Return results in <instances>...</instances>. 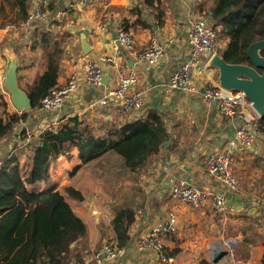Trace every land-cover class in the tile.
Returning a JSON list of instances; mask_svg holds the SVG:
<instances>
[{
  "label": "crops",
  "instance_id": "obj_1",
  "mask_svg": "<svg viewBox=\"0 0 264 264\" xmlns=\"http://www.w3.org/2000/svg\"><path fill=\"white\" fill-rule=\"evenodd\" d=\"M38 3L39 0H27L29 16ZM152 3L47 0L44 9L48 18H34L27 24L29 18L26 19L17 0H0V83H4L7 67L4 52L9 49L20 56V86L29 91L36 84L46 69L49 53L43 42L44 33L51 39V46L56 44L60 50L58 84L74 72L81 77L79 88L61 108L29 110L31 116L13 134L0 139V167L4 163L18 164L28 171L41 133L64 123L68 117L78 115L90 123L98 136H105L113 127L144 118L156 110L165 119L168 138L162 150L152 155L141 170L128 169L123 158L113 151L84 163L74 147L52 161L49 178L27 185L30 190H63L72 186L82 193L80 200L67 196L87 226V235L73 246L77 254L74 264H159L156 250L141 247L140 240L170 213H176L177 224L175 231L164 236V246L173 256V264H228L224 257L217 262L211 259L209 247L213 248L222 236L238 237L236 258L240 264H263L264 134L258 132L252 145L233 148L240 190L226 193L209 172L206 159L228 146L244 120L239 114L222 116L214 101L203 99L207 85L220 86L219 69L211 66L203 55L199 65L206 64L207 69L199 70L195 77V91L186 93L170 85L172 75L191 59L190 21L206 17L213 23L210 1L152 0ZM100 23L105 24L106 30L94 33L93 28ZM121 27L133 33L137 50L146 47L151 36H156L164 49L159 61L150 64L132 57L117 41ZM83 32L92 47L88 53L82 45ZM106 56H114L137 72L138 80L131 90L143 94L144 106L140 111L126 115L115 99L107 105L96 102L107 94L115 79L114 69L103 60ZM89 60H95L105 74L101 85L86 84L82 78ZM4 99L6 112L22 115L12 105L9 94ZM22 125L30 137L16 136ZM177 179L210 193L224 194L225 211L217 212L209 206L196 208L173 198L171 186ZM119 208L135 211L127 245L121 248L118 257L97 262L93 255L104 244L117 245L113 219ZM253 208L255 212H251Z\"/></svg>",
  "mask_w": 264,
  "mask_h": 264
},
{
  "label": "trees",
  "instance_id": "obj_2",
  "mask_svg": "<svg viewBox=\"0 0 264 264\" xmlns=\"http://www.w3.org/2000/svg\"><path fill=\"white\" fill-rule=\"evenodd\" d=\"M17 1L28 19L27 0ZM209 1L213 25L226 42L222 56L229 63H249V45L264 39V0ZM147 2L153 4L152 0ZM43 42L49 51L46 69L36 84L26 91L32 109L40 107L42 98L58 85L60 50L56 44L51 46L46 33ZM5 104L0 92V139L13 134L30 115L29 110L22 115L8 113ZM50 127L41 133L35 144L28 171L18 164L4 163L0 167V264H74L77 254H74L73 246L87 235V226L67 196L80 200L82 193L72 186L63 190H30L27 186L49 178L53 160L70 153L74 147L78 148L84 163L113 151L123 158L128 169L136 172L162 150L168 138L165 119L156 110H151L144 118L113 127L105 136H98L90 123L78 115L68 117L56 128ZM258 130L264 134V117L258 120ZM20 136H28L26 128ZM134 220L132 208L116 211L113 226L119 248L127 245L129 228Z\"/></svg>",
  "mask_w": 264,
  "mask_h": 264
},
{
  "label": "built area",
  "instance_id": "obj_3",
  "mask_svg": "<svg viewBox=\"0 0 264 264\" xmlns=\"http://www.w3.org/2000/svg\"><path fill=\"white\" fill-rule=\"evenodd\" d=\"M87 0H84L86 4ZM47 0H39L37 7L32 15L29 16L27 24L34 18H48V13L44 9ZM106 30L103 23L93 28L94 33ZM117 41L120 45L126 47L132 57L146 61L150 64H156L162 57L164 49L156 36H151L146 47L137 50L133 33L126 28L118 29ZM189 41L191 44V59L186 61L171 77L170 85L180 91L190 93L196 90L195 77L199 70L204 72L207 65L200 66V57L206 55L209 59L215 54L221 53L220 33L213 23L206 17H196L190 21ZM115 71L113 84L108 88L107 94L96 102L101 105H107L111 99H115L126 115L140 111L144 106V97L141 91L131 90L138 80L137 72L133 68H127L114 56L103 57ZM104 72L95 60H89L84 68L83 80L89 85H101L104 79ZM80 76L77 73H71L67 80L53 87L50 92L42 98L40 107L45 111L57 110L72 97L73 93L79 88ZM0 92L7 94L3 83H0ZM203 99L207 102L217 100L219 113L224 117H231L239 114L244 120V125L237 131L228 146L217 152H213L207 159L206 164L209 172L220 181L224 191L238 192L240 190V181L235 173V157L233 148L239 145L249 146L257 140L258 120L260 115L255 111L252 102L242 91H234L222 88L221 86L207 85L202 93ZM255 113V114H253ZM58 125H52L56 128ZM50 127V128H51ZM30 137V135H28ZM171 195L184 203H188L196 208L211 207L214 211L223 212L227 207V201L224 194L210 193L207 190L200 189L192 183L177 179L171 186ZM177 215L170 213L169 217L163 222L155 225L150 234L140 240L141 247L155 249L159 264H173V256L168 254L164 246V236L172 233L176 229ZM236 236H222L221 240L212 248L211 259L219 251L227 254L223 259L228 264H240L236 258ZM122 249L114 243H106L103 248L94 253V259L100 262L105 259L118 257Z\"/></svg>",
  "mask_w": 264,
  "mask_h": 264
},
{
  "label": "water",
  "instance_id": "obj_4",
  "mask_svg": "<svg viewBox=\"0 0 264 264\" xmlns=\"http://www.w3.org/2000/svg\"><path fill=\"white\" fill-rule=\"evenodd\" d=\"M82 45L86 53L92 47L87 42L86 33L83 32ZM117 37V36H116ZM7 67L4 77V86L11 96L15 108L20 111L32 109V101L20 86L18 71L20 68V56L11 50H5ZM249 63L234 64L225 60L222 54H215L209 58V64L219 69V85L222 88L234 91H242L252 102L255 111L264 117V39L251 43L247 50ZM217 104V100H214ZM31 116V115H29ZM25 125H22L16 132L19 137ZM255 208L251 212H255ZM227 253L219 251L215 254L214 261L221 260Z\"/></svg>",
  "mask_w": 264,
  "mask_h": 264
},
{
  "label": "rangeland",
  "instance_id": "obj_5",
  "mask_svg": "<svg viewBox=\"0 0 264 264\" xmlns=\"http://www.w3.org/2000/svg\"><path fill=\"white\" fill-rule=\"evenodd\" d=\"M224 42H225V41H223L222 39H220V43H221L222 45L224 44ZM224 45H226V43H225ZM213 67H214V66H213ZM203 92H204V91H203ZM5 95H7V94L4 93V96H5ZM11 103H12V102H11ZM12 105H13V104H12ZM6 108H7V106H6ZM22 113H23V112H22ZM64 187H65V186H64ZM64 187H63V188H64ZM238 246H239V245H238V242H237V243H236V248H235L236 250H237ZM236 254H237V253H236ZM74 263H75V260H74Z\"/></svg>",
  "mask_w": 264,
  "mask_h": 264
},
{
  "label": "flooded vegetation",
  "instance_id": "obj_6",
  "mask_svg": "<svg viewBox=\"0 0 264 264\" xmlns=\"http://www.w3.org/2000/svg\"><path fill=\"white\" fill-rule=\"evenodd\" d=\"M3 86H4V84H3ZM4 88H5V86H4ZM6 89V88H5ZM7 91V90H6ZM7 94H9L8 93V91H7ZM9 98H10V101H11V96H10V94H9ZM12 102V101H11Z\"/></svg>",
  "mask_w": 264,
  "mask_h": 264
},
{
  "label": "clouds",
  "instance_id": "obj_7",
  "mask_svg": "<svg viewBox=\"0 0 264 264\" xmlns=\"http://www.w3.org/2000/svg\"><path fill=\"white\" fill-rule=\"evenodd\" d=\"M219 30V29H218ZM220 33V32H219ZM219 54H221V53H219Z\"/></svg>",
  "mask_w": 264,
  "mask_h": 264
}]
</instances>
